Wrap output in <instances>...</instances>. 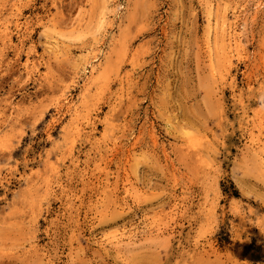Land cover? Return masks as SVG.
<instances>
[{
  "label": "rangeland",
  "instance_id": "374dc122",
  "mask_svg": "<svg viewBox=\"0 0 264 264\" xmlns=\"http://www.w3.org/2000/svg\"><path fill=\"white\" fill-rule=\"evenodd\" d=\"M0 264H264V0H0Z\"/></svg>",
  "mask_w": 264,
  "mask_h": 264
},
{
  "label": "bare ground",
  "instance_id": "6f19581e",
  "mask_svg": "<svg viewBox=\"0 0 264 264\" xmlns=\"http://www.w3.org/2000/svg\"><path fill=\"white\" fill-rule=\"evenodd\" d=\"M101 18V17H100ZM100 20H102V18L100 19ZM4 28H5V26H3ZM6 29V28H5ZM7 31V30H6ZM8 34H9V32H7ZM4 34V33H3ZM6 37H7V35H5ZM10 37V36H9ZM91 75V74H90ZM91 89V88H90ZM67 91V90H66ZM65 94V93H64ZM63 99H65V100H68V96H64V98ZM70 99V98H69ZM63 101V100H62ZM61 101V102H62ZM71 101V100H70ZM67 102V101H66ZM64 104V103H63ZM72 108V107H71ZM260 119H261V117H260ZM78 124V123H77Z\"/></svg>",
  "mask_w": 264,
  "mask_h": 264
}]
</instances>
